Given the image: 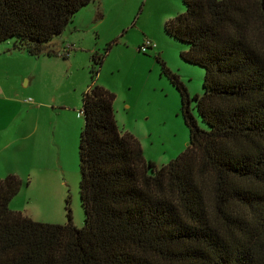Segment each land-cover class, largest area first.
<instances>
[{
    "label": "trees",
    "instance_id": "1",
    "mask_svg": "<svg viewBox=\"0 0 264 264\" xmlns=\"http://www.w3.org/2000/svg\"><path fill=\"white\" fill-rule=\"evenodd\" d=\"M92 1L0 0V43L15 38L29 56L55 54L49 43ZM183 3L165 31L205 70L194 97L205 128L158 58L180 94L189 144L157 167L118 128L114 96L92 85L78 149L83 227L11 210L23 182L9 175L0 180V264H264V0Z\"/></svg>",
    "mask_w": 264,
    "mask_h": 264
},
{
    "label": "rangeland",
    "instance_id": "2",
    "mask_svg": "<svg viewBox=\"0 0 264 264\" xmlns=\"http://www.w3.org/2000/svg\"><path fill=\"white\" fill-rule=\"evenodd\" d=\"M184 11L183 0H93L49 43L55 54L29 56L15 38L0 43V180L16 175L23 182L10 208L34 222L65 225L70 216L83 227L78 115L92 85L114 96L118 128L137 139L147 161L162 167L184 153L181 97L158 61L184 86L205 128L194 101L204 92L205 70L185 61L188 44L165 31ZM147 41L153 48L139 51ZM101 55L94 64L91 57Z\"/></svg>",
    "mask_w": 264,
    "mask_h": 264
},
{
    "label": "built area",
    "instance_id": "3",
    "mask_svg": "<svg viewBox=\"0 0 264 264\" xmlns=\"http://www.w3.org/2000/svg\"><path fill=\"white\" fill-rule=\"evenodd\" d=\"M153 48V46L151 45V43L150 42H146L140 49H139V51H141V52H143V53H145V52H147V50L148 49H152ZM27 102H31V100L29 99V100H27ZM83 113L82 112H80V114L78 115V116H81Z\"/></svg>",
    "mask_w": 264,
    "mask_h": 264
},
{
    "label": "crops",
    "instance_id": "4",
    "mask_svg": "<svg viewBox=\"0 0 264 264\" xmlns=\"http://www.w3.org/2000/svg\"><path fill=\"white\" fill-rule=\"evenodd\" d=\"M13 200L11 201V203H10V207H11V205L13 204ZM10 209H12V208H10ZM13 211H17V212H21L22 213V211H20V210H15V209H12Z\"/></svg>",
    "mask_w": 264,
    "mask_h": 264
}]
</instances>
